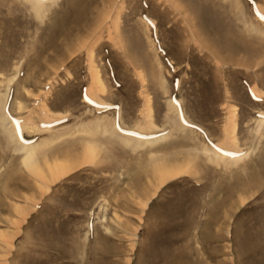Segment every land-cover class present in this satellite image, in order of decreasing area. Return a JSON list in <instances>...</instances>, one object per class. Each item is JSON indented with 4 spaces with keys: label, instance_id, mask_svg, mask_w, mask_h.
<instances>
[{
    "label": "rangeland",
    "instance_id": "rangeland-1",
    "mask_svg": "<svg viewBox=\"0 0 264 264\" xmlns=\"http://www.w3.org/2000/svg\"><path fill=\"white\" fill-rule=\"evenodd\" d=\"M52 3L0 0L4 111L28 144L69 132L55 180L0 129V264H264V0ZM97 121L169 136L133 151Z\"/></svg>",
    "mask_w": 264,
    "mask_h": 264
},
{
    "label": "bare ground",
    "instance_id": "bare-ground-1",
    "mask_svg": "<svg viewBox=\"0 0 264 264\" xmlns=\"http://www.w3.org/2000/svg\"><path fill=\"white\" fill-rule=\"evenodd\" d=\"M26 1L30 4L32 11H34V13L37 15V17L38 16L43 17L45 14V11L47 10V8H49L48 7L49 4L47 5L46 3L47 2L56 3L57 0L56 1L55 0H26ZM11 82H12V80H9V84H7V86H6L7 88H6L5 93H2L0 95V129H2L7 134L8 139L13 144L14 151H16L18 153L19 152L22 153V160L21 161L29 172H31L32 174H35V175H38V174L42 175L43 174L41 169L38 167L39 160H40V158H42V160H44L46 162V164H48L47 165L48 166V172H49V174H51L52 179L56 180L62 174L67 172L66 171V170H68L67 166L58 164L57 163L58 161L57 162L54 161V163H52V164L48 163L49 162V160H48L49 155H48V153H46L43 150V148L45 146H49L50 143L52 145V142L55 139H56L55 141H58L59 139H62V138L65 139L64 136H66L69 132H66V131H65L66 133L61 132V133L57 134L56 136L52 135L51 137L40 139L36 143H32V144H28L26 141H24V139L18 137V130H19L18 120L15 117L11 116V114L4 111V101L7 97V92L9 91V87H10ZM180 120H183V119L181 118ZM173 122L178 123V122H175V120H173ZM100 123H102V122L97 121L94 124L91 123L92 125H88V124L82 125L80 128L81 129L83 128L82 132H85V134L87 133L89 135L91 134V136H95V134H97V133L101 134V135L107 134L108 136H113L114 138L118 139L124 146L132 149L133 151L135 149H138V148L152 147V146L160 143L161 141L166 140L167 137L169 136V135L167 136L164 132L163 133L155 132V130L157 131V127L151 121H149L148 125L146 123L144 128L138 127V128H134L133 130H129V131L117 129L111 124H109L110 127L108 126V128H107L106 122H105L106 124H100ZM180 124L181 123H179V125ZM179 125H176V128L178 126L177 129L182 128V125H180V126ZM262 125H264V119L258 122L259 128ZM69 135H71V134H69ZM87 144H88V146H90V144H92V142L88 141ZM233 145H232L233 148L236 149L237 147L235 146L234 142H233ZM218 146H217V150H213V148L210 149L208 147L203 148V152L207 155V160L211 163L216 164V165H223L225 167L228 165L236 166L235 164L243 161L245 158H247L249 156V152L247 151V152H243L241 154H236V155H233L231 157H228V150L235 151V149H233V150L230 149L229 148L230 146H227L228 148L227 147H221V146L218 147ZM238 151L239 150L237 149L236 152H238ZM88 153H87V155H88ZM251 153H252V151H251ZM160 167H163V166L160 165ZM68 168H70V167H68ZM164 168H165V166H164ZM155 170H156V168H155ZM166 171H165V173H161L159 175L160 179H163V181H164V178L167 179V176L169 177V175L166 174L167 173Z\"/></svg>",
    "mask_w": 264,
    "mask_h": 264
}]
</instances>
